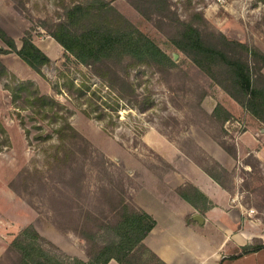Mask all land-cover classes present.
Wrapping results in <instances>:
<instances>
[{"label":"rangeland","instance_id":"374dc122","mask_svg":"<svg viewBox=\"0 0 264 264\" xmlns=\"http://www.w3.org/2000/svg\"><path fill=\"white\" fill-rule=\"evenodd\" d=\"M74 1L0 0V25L18 46L28 33L52 59L43 73L14 52H0L1 61L20 81H32L42 95L60 102L62 115L84 137L67 141L77 150L71 164L56 161L61 121L40 119L30 104L19 109L7 88L10 79L0 80V264L19 258L12 243L26 227L40 234L45 248L88 260L93 247L84 234L102 232L99 223L113 215L112 197L124 189L128 203L145 210L137 196L150 178L183 175L163 155L178 150L180 164L188 157L221 178L232 204L244 210L242 223L264 243V124L172 41L184 21L205 35L222 33L264 52V0H169L174 21L150 6L149 17L130 0H109L174 61L163 71L132 69L128 79L136 96L128 99L50 35L47 26L64 21L65 6ZM6 47L0 38V48ZM218 104L233 117L215 116ZM234 148L236 158L229 152ZM235 264H264V254Z\"/></svg>","mask_w":264,"mask_h":264},{"label":"trees","instance_id":"16d2710c","mask_svg":"<svg viewBox=\"0 0 264 264\" xmlns=\"http://www.w3.org/2000/svg\"><path fill=\"white\" fill-rule=\"evenodd\" d=\"M130 1L145 16H152L148 10L150 6L154 13L174 21V11L169 0ZM65 16L64 21L47 26L50 35L67 53L90 68L119 98L136 96V89L128 79L132 69L149 65L163 71L162 67L165 65H174L167 52L109 0H75L73 5L65 6ZM175 20L180 22L178 18ZM179 24L181 27L177 28V34L172 37L177 48L242 108L264 124V52L249 43L228 38L222 33L205 35L201 28L193 23L181 21ZM0 38L8 46L0 48V52L16 53L39 73H43V68L52 62L51 57L28 33L18 46L15 38L0 25ZM1 79H10L11 84H8L7 88L12 92L19 109H26L24 105L30 104L35 107L34 112L40 119L61 121L55 128L58 145L55 146L53 158L60 163L71 164L77 150L74 146L68 147L67 141L73 142L78 138L84 140V137L68 118L62 115V104L53 97L42 95L32 81H20L0 59ZM72 84L74 86L73 82ZM85 85H80L81 93H84ZM214 115L221 117L223 121L233 117L232 112L222 104L216 106ZM21 122L25 123L23 118ZM229 152L237 157L236 148ZM200 166L226 188L219 176ZM120 191L121 195L112 197V218L101 221L98 225V230L102 232L84 234V238L91 241L93 247L88 254V260L70 257L65 253L58 254L45 248L38 242V239H42L40 234L33 227H26L20 237L12 243L20 254L13 264H108L112 259L120 264H168L144 242L156 226V219L147 211L129 204L122 196L124 189ZM177 191L203 214L212 206L208 196L195 184L179 186ZM200 202L204 203V206L200 205ZM263 248L264 243L256 239L253 243L242 246L238 253L224 258L220 264L226 260L228 264L232 263Z\"/></svg>","mask_w":264,"mask_h":264},{"label":"crops","instance_id":"0c3cea01","mask_svg":"<svg viewBox=\"0 0 264 264\" xmlns=\"http://www.w3.org/2000/svg\"><path fill=\"white\" fill-rule=\"evenodd\" d=\"M246 135L242 134V139ZM176 153L180 150L163 155L183 175L166 176L158 181L150 178L138 193L140 206L157 221L144 242L168 264H220L242 246L253 243L258 235L242 223L244 210L232 204L228 191L190 158L182 164L177 162ZM187 182L199 187L212 202L205 214L176 191ZM198 214L202 218H195ZM262 254L264 248L236 259L233 264L251 257L260 258ZM108 264L120 263L112 259Z\"/></svg>","mask_w":264,"mask_h":264},{"label":"water","instance_id":"95a60500","mask_svg":"<svg viewBox=\"0 0 264 264\" xmlns=\"http://www.w3.org/2000/svg\"><path fill=\"white\" fill-rule=\"evenodd\" d=\"M199 217H201V215H199V214H198V215H195V218H199ZM201 218H202V217H201Z\"/></svg>","mask_w":264,"mask_h":264}]
</instances>
